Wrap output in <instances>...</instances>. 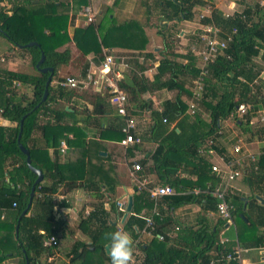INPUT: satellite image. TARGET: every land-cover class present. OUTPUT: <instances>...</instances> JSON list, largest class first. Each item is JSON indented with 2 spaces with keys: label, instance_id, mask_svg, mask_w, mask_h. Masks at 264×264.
I'll return each instance as SVG.
<instances>
[{
  "label": "trees",
  "instance_id": "16d2710c",
  "mask_svg": "<svg viewBox=\"0 0 264 264\" xmlns=\"http://www.w3.org/2000/svg\"><path fill=\"white\" fill-rule=\"evenodd\" d=\"M89 1L0 0V35L11 45L22 49L23 55L28 57L36 70L35 74H30L0 66V117L13 124L8 127L0 125V166L6 159H10L13 166L8 171L10 181L0 186V223H8L13 233L11 239L15 242V249L12 254L18 255V264H40L31 255V251L45 248L47 253L52 255L54 244L50 237L58 241L69 229L63 219L55 218L53 210L59 203L52 195L57 192L59 185L60 192L66 193L84 183L82 180L64 179L62 171L65 167L78 172V176L82 169L59 162L60 142L63 140L67 146H77L85 142L88 146L87 152L91 155L92 146L97 150L101 145L100 142H87V139L85 141L88 135L86 126L98 130L100 138L108 131L115 132L117 139L123 136L121 127L125 121L120 125L107 123V116L114 117L119 114L109 102L106 92L90 87L66 88L58 83L64 79V76L58 75V70L71 62L68 42L73 41L82 56L92 53L96 64L104 57V50L108 53L117 45L137 50L142 55L141 62L135 56L136 61L129 68L128 74L119 80V87L127 95V116H130L135 108L150 110L151 124L148 134L156 142V146L150 156L151 164L148 169L156 174L162 184H169L175 190L206 188L205 182H209L210 187L216 184L217 173L211 170L209 160L200 151L206 146L211 147L228 161L231 160L225 145L218 146L215 143L214 133L221 128L223 120L235 113L236 106L240 103L247 104L249 109L242 116L235 117L234 123L243 132H248V139H251L253 134L264 137V127L257 129L256 125L250 122L251 111L255 112L264 103V79L258 78L262 67L252 60V56L257 54L259 49L264 50V0L262 5H245L241 12H235L230 17L222 16L214 7L213 0H148L143 22L133 17H125L118 22L111 15L109 8L101 7L93 22L77 26L69 34L68 25L72 17L78 11L81 12V6ZM207 4L212 8L211 13L198 19L199 22L217 26L222 37L231 34L233 28H236L237 32L232 34V39L228 41L223 52L209 64L201 100L195 112L190 114L180 94L191 95L185 87V82L187 78V81H192L198 74V57L196 59V56L186 53L184 55L187 56V61L178 62L174 57L180 55L174 51L173 38L162 36V55L158 60L156 73L150 80L144 71L149 67L146 60H154V57L152 53L144 51L147 38L143 25L148 23L150 15L160 16L167 21L190 19L196 6L203 8ZM196 39L197 42L200 41L199 37ZM31 41L37 44L26 45ZM41 54L44 59L39 67H52V72H40L36 68ZM89 66L90 60L84 58L80 73L83 75ZM49 75L51 79L46 86L47 95L42 100ZM240 77L245 81H241ZM16 82L28 86L31 94H19ZM161 88L176 90V93L163 101L160 110L152 109V100L146 99L144 94ZM72 99L89 103L91 108L88 109L87 105H84L78 109L72 104ZM65 105L72 110L66 109ZM77 114L84 117L77 118ZM204 114H207V119ZM117 115L116 117L120 118ZM69 119L71 121L68 123ZM172 122L174 125L170 127ZM20 131L19 142L29 150L32 166L39 168L43 173V180L34 186L29 207V193L36 174L27 165L25 154L18 146ZM37 131L41 135L39 138L34 136ZM210 140L213 144L209 146ZM38 141L43 143L42 146H38ZM49 148H52V154L49 153ZM144 162L145 160L142 164ZM183 165L189 166L187 172L194 175L195 180L184 181L171 175ZM243 168L246 173L245 182L251 188V199L244 209L241 196H231V218L237 233L244 230L256 231L260 239L259 231L264 226V205L255 202V195L260 194L264 198V150L255 155V159L245 160ZM137 190L133 193L132 214L123 225L104 220L93 225L92 229L89 226L90 244L75 242L70 250L71 254L78 258L83 255L84 258L85 253L92 250L101 253L103 259L110 264L109 252L105 249V245L110 244L108 234L120 230L127 232L133 246L141 251V262L137 264H238L237 260L225 259L226 254L233 253L235 243L229 239L220 241L219 232L226 222L221 218L218 219L220 227L214 230H210L206 223L198 227H179L176 231V242L179 245L183 243L185 249L166 246L165 236L162 235L163 239H159L161 233L158 227L155 231L158 236H153L149 241H140L136 228L144 229L145 223L140 209L150 210L153 201L149 198L147 188ZM188 196H199L197 198L207 202L211 209L216 208L215 199H212L214 197L209 193L194 194L190 191ZM110 209H114L113 203ZM104 213L107 215L106 211ZM91 216L90 213L85 217L80 226L92 225L88 221ZM153 219L158 221V216L154 215ZM161 220L163 221L164 217ZM42 222L49 223L44 234L37 231ZM17 224L18 231L15 232ZM67 232H71V228ZM186 253H189V256ZM4 257L5 254L0 252V260Z\"/></svg>",
  "mask_w": 264,
  "mask_h": 264
},
{
  "label": "crops",
  "instance_id": "0c3cea01",
  "mask_svg": "<svg viewBox=\"0 0 264 264\" xmlns=\"http://www.w3.org/2000/svg\"><path fill=\"white\" fill-rule=\"evenodd\" d=\"M147 1L148 0H90L95 10L98 7L97 11H99L102 6L109 8V10L112 11L111 15H113L118 22L124 20L125 17H133L143 22V19L146 16ZM213 2L214 7H216V9L220 13L228 14V17L233 15L235 12H241L245 5H251L253 3H259V5L263 4V0H213ZM195 8L198 10H202V8H200L199 6H196ZM195 8L194 13L196 11ZM194 13L190 19H173L169 21L163 20L160 16H156L161 21V23L164 24V26L161 28L157 27V30L154 29V27L150 26L151 24H153L154 17V15H150L148 18V23L143 25L144 34L147 38V43L144 51H146V53H152L154 57V60H152L151 58H148L146 60V64H148L149 67L144 71V74L150 80L153 79L156 73V66L158 65V60L162 55L160 51L163 50V40H158L157 37L154 36V34H159L161 38L162 36L163 38H167L169 36H171V38L175 37V39H173L175 44L174 51L176 53H179L180 56L173 57L178 62L187 61V56L184 55L186 53L196 56L197 59L198 52L203 48V42L201 49L198 51L197 48H199V45L196 48V45L198 43L196 44L197 39L192 35L194 33V30L191 28H194V26L198 24L199 30L202 33L204 24L201 22L196 23V17H194ZM82 18L85 20L80 11L74 14L75 23L81 22ZM198 19L199 18H197V20ZM169 22H173L174 24L169 25ZM184 26H187L190 29H184ZM176 29H178L179 31H176ZM190 34L191 37L189 38ZM185 35H188L187 38H185ZM200 35L199 40L201 42L202 40L200 38ZM70 51L71 62L67 66L60 67V69L58 70V75L60 76H63V73H66L68 71H70L69 73H71V71H74L75 75H79L81 74L80 66L84 63V58L93 61L92 53L82 56V54H80L78 50L76 52H72V49H70ZM104 52L106 53V50H104L103 53ZM108 53L122 55L127 58L128 67H121L122 77L128 74L129 68L132 66L133 62L136 61V57L140 62L142 58V55H140V52H138L137 50L119 45L112 47L111 51H109ZM23 54L24 53L22 49L11 45L7 42V40L0 37L1 67H7L9 69L35 74L36 70L31 65L28 57L26 58ZM74 59L75 63H72ZM252 60L257 65L262 67L258 78L264 79V50L259 49L257 54L252 56ZM187 80L188 78L186 79L185 87L191 92L190 81ZM16 86L19 87V94H31V89L28 88V86L20 85L18 82H16ZM262 89L264 91V85ZM175 93L176 90H167L165 88H161L154 89L151 92H146L144 94V97L146 99L152 100V109L154 108L156 110H160L163 101L165 99L173 97ZM180 95L182 97L181 99H183V101L188 106V100L190 96L186 94ZM72 104L78 109L83 108L84 105H87L86 107L88 109L91 108V105L89 103H86L79 99H72ZM260 106L261 107L258 108V110H256L255 112L253 110L251 111L253 119H256L260 113H263L262 110H264V103ZM65 108L70 111L72 110L68 108V105H65ZM116 115H114V117L107 116V123L120 125L121 122L125 121V119H122L123 117L121 115H117L120 118L116 117ZM130 115L135 120V128L133 129V132L140 138V142L135 143L136 145H133L134 143L128 145L121 144L119 142L121 138L117 139L115 137L116 133L113 131L106 132V135L100 138L97 132L98 130L90 126H86L88 135L85 138V141L86 139L87 142L96 141L100 142L101 145V148H97V150L95 146H92V148L90 149L91 155H89V153L87 152L88 146L85 142H82L77 146H67V144L63 140L60 142L59 162L63 165L68 164L71 167L82 169L79 171L80 176H78V172L65 167L62 171L64 179L67 181L82 180V183H84V185L76 186L66 193L60 192L61 185H59L57 192L52 195L56 199V202L59 203V205H55L53 210L55 218L63 219L69 226V229L71 228V232H67L69 230L67 229L63 236L58 239L57 244L54 245L52 255H49L45 248L31 251V255L40 264H108V262L103 259L104 256L101 253L92 252V250H88L91 252H86L84 258L83 255L79 256V258L76 255L73 256V254H71L70 252L72 245L77 241H82L86 244H90L91 238L89 235L88 227L90 226V229H92L94 227L93 225H97L100 221L106 220L107 222H118L119 226L123 225L128 216L132 214V205L131 211L128 212L126 217L121 221L125 211L121 212L120 210H118L117 202L123 201L127 204L129 196H131V198L133 199V193L136 192L137 183L140 179H144L147 181V188L148 186L163 185L156 174L153 172H149L148 169V165L151 164L150 156L156 146V142L151 139L150 135L148 134L149 125L151 124L150 110L139 107L138 109H133ZM242 115L243 114H238L235 112L234 114L232 113L227 119L223 120L221 123V128L214 133V137L216 139V142H214L218 146L225 145V150L231 157V160H233L235 157H241L243 160L241 168L243 170L244 161L250 160L249 157H247L248 154L258 155L262 150H264V137L262 135L258 136L257 134H253L252 138L248 139V132H243L234 123L235 117H240ZM76 116L77 118L84 117L80 114H77ZM70 121L71 120L69 119L68 123ZM79 124L81 123L79 122ZM0 125L8 127L13 124L9 120L0 117ZM173 125L174 122L170 124V127H172ZM256 127L257 129H261L263 126L256 125ZM238 134L243 135L244 140L238 137ZM35 135L36 138H39L41 136L38 131L34 134V136ZM70 135L71 133L69 134V136ZM234 138L236 139L234 140ZM237 139H241L242 141L241 153H236L232 150V145L237 141ZM229 141H232L231 144L229 143ZM39 142L40 141H38V146H42L43 143ZM62 144H64L63 150ZM213 151L214 152L212 154L205 153V156L207 157L211 165L217 164L221 168L220 175L223 176V169H226V165L225 163H223L220 157L225 156L216 152L214 148ZM49 153L52 154V148H49ZM143 160H145V162L142 164ZM135 164H140L141 168L138 169L139 171H133L132 168ZM97 166L99 167L98 169L96 168ZM12 167L13 166L10 159H6V161L3 162V165L0 166V186L10 181V175L8 174V171H10ZM188 167L189 166L183 165L179 170L173 171L171 175L176 176L180 179H184V181H193L196 178L194 175H190L187 172ZM133 172L135 176L131 175V173ZM245 175L246 173L242 172L240 176H238L234 181L231 182V191L229 193V197H233L235 195L241 196V198L243 199V204L245 203V206L243 205L244 209L247 207L252 194L251 188L245 182ZM222 176H219L217 174L218 180L215 185H218L222 181ZM92 180H94L95 183H90V181ZM205 185L206 187H210L209 182H205ZM172 189L173 191L170 194L161 195L156 200L151 198L149 195V198L153 201V206L150 210L141 208L140 213L142 216H152L153 233L152 235H148L142 230L143 228H140V230L139 228H136V233H138V239H140V241H149L153 236L159 235L155 232L156 228L158 227V230H160L161 233L160 236H165L166 246H169L173 249H179V247L185 249L183 247V243L179 245V243L176 242V231L179 227H198L206 223V225L209 226L210 230H214L216 229V227H220L218 219H220L221 217L216 212V208L215 210L211 209L207 205V202L200 201L197 198L199 196L190 198L188 196V192L192 191L193 189L175 190L174 187H172ZM256 195H259L263 198V196L260 194ZM212 199H215L214 203L216 207L217 200L216 198ZM255 202L257 204L264 205V203L261 204L256 198ZM111 203L114 204L113 210L110 209ZM104 211L107 212V215L104 213ZM90 213L92 214V216L88 221L92 225L86 224V226L81 227V221ZM154 215L158 216V221L156 222L153 219ZM162 217H164L163 221L161 220ZM0 218H2V216ZM159 220L162 222H160ZM233 222L234 221L232 219L230 222L226 221L224 226L220 229V241H225L226 239L234 241L235 247L233 249L239 250V260L237 261L238 264H264V226L259 231L261 232V236L259 239L257 237L258 234L256 231L244 230L241 233H237L236 227ZM48 226V222H42L37 227V231L44 234ZM16 228L15 232L18 231V224L16 225ZM228 228H232L233 232L227 234ZM163 236L159 239H163ZM11 238H13V233L9 229V224L6 222L0 223V252L5 254V257L0 260V264H18V255L12 254V251L15 249V242L14 240L12 242ZM137 241L138 240H135V242ZM89 249L91 248L89 247ZM108 249H106L107 252ZM188 254L186 253L187 256H189ZM212 254L214 256V253ZM139 262H141V251L136 246H133L132 264H137ZM211 262H213V260H211Z\"/></svg>",
  "mask_w": 264,
  "mask_h": 264
},
{
  "label": "built area",
  "instance_id": "2783aa9c",
  "mask_svg": "<svg viewBox=\"0 0 264 264\" xmlns=\"http://www.w3.org/2000/svg\"><path fill=\"white\" fill-rule=\"evenodd\" d=\"M211 6L205 5L199 14V19L204 16H209L211 13ZM81 15L85 18V23L93 22L97 11L93 8L91 2L83 5L81 9ZM224 17H228V14H222ZM237 32L236 28L232 29V33L227 34L222 37L220 29L212 24H204L202 28V33L200 38L203 42V48L198 52V61L196 67L198 68V74L192 80L191 95L188 100V113L193 114L198 107V103L201 100L204 87H205V77L208 75V66L212 63L215 58L220 55L223 50L227 47L228 41L232 39V34ZM121 67H128L127 58L122 55L105 53L104 57L100 60L98 64L90 60V66L88 70L82 75H65L64 79L58 81V83L66 88L72 89H82V88H93L96 90H102L108 94L109 102L114 105L116 112L123 116L125 119V124L121 127L123 136L120 139V143L123 145L139 143L140 138L136 136L133 132L135 128V120L130 115L127 116V95L119 87V80L122 78ZM241 81H245L240 77ZM249 109V106L245 103H240L236 106V113L244 114ZM250 122L255 125H261L264 127V112L260 113L256 119H251ZM213 141L210 140L208 145H212ZM64 144H62L63 150ZM207 149V150H205ZM232 150L236 153H241L242 151V141L237 139V141L232 145ZM201 153L212 154L213 148L204 147L201 149ZM247 157L250 159H255V155L248 154ZM220 159L225 163L226 169H223V176L220 175L221 168L217 164H212L211 169L216 172L219 176H222V181L213 187L206 188H195L191 192L198 194L200 192L209 193L212 197L216 198V212L221 217V219L230 222L231 221V210L233 205L227 201V196L230 193L231 182L234 181L238 176L244 172L242 170V158L235 157L233 160H226L225 157H220ZM140 164L133 165V171L140 169ZM135 176L134 172L131 173ZM140 179V178H139ZM147 181L140 179L137 183V189L147 188ZM149 195L153 199H157L159 196L164 194H170L173 189L169 184L148 186ZM126 203L123 201L117 202V208L121 212L125 211ZM145 220V226L143 231L148 235H152L153 231V220L152 216L141 215ZM162 238V236H159ZM50 241L55 245L57 241L51 236ZM226 261L239 260V250L236 249L233 253H228L225 255Z\"/></svg>",
  "mask_w": 264,
  "mask_h": 264
},
{
  "label": "water",
  "instance_id": "95a60500",
  "mask_svg": "<svg viewBox=\"0 0 264 264\" xmlns=\"http://www.w3.org/2000/svg\"><path fill=\"white\" fill-rule=\"evenodd\" d=\"M32 44H37V43L34 42V41H31V42L27 43L26 45H32ZM20 46H21V45H20ZM43 59H44V55L41 54L40 59L36 62V65H35L36 68H37L39 71H41V72H46V71H50V72H52V70H53L52 67H48V66H45V67H39V65L42 63ZM50 79H51V75H49V76L47 77V81H46V83H45V89H44V92H43V95H42V100L45 99V97H46V95H47V88H46V86H47V84L50 82ZM21 126H22V121L20 122V130H21ZM20 133H21V131L19 132V135H18V138H17V140H18V146H19L20 150L25 154V158H26V163H27V165H28L29 168H30V169L36 174L35 181H34L32 187H31V190H30V193H29V200H28V204H27V207H29V205H30V203H31V200H32L33 192H34V186H35L37 183H39V182L42 181V179H43V174H42V171H41L39 168H36V167H33V166H32V164H31V158H30V154H29V150H28L26 147H24V146L19 142ZM255 198H256L261 204L264 203V199H263L261 196H259V195H255ZM244 204H245V203H244ZM244 204H243V205H244ZM131 205H132V198H131V196H129V197H128V202H127V204H126V209H125V212H124V214H123V216H122L121 221L126 217V215L128 214V212L131 211ZM244 206H245V205H244ZM24 212H25V210H24L22 213H24ZM16 230H17V228H16ZM105 247H106V249H108V248H109V244H107Z\"/></svg>",
  "mask_w": 264,
  "mask_h": 264
},
{
  "label": "clouds",
  "instance_id": "9594fccd",
  "mask_svg": "<svg viewBox=\"0 0 264 264\" xmlns=\"http://www.w3.org/2000/svg\"><path fill=\"white\" fill-rule=\"evenodd\" d=\"M110 264H132L133 244L130 236L123 231L108 234Z\"/></svg>",
  "mask_w": 264,
  "mask_h": 264
},
{
  "label": "rangeland",
  "instance_id": "374dc122",
  "mask_svg": "<svg viewBox=\"0 0 264 264\" xmlns=\"http://www.w3.org/2000/svg\"><path fill=\"white\" fill-rule=\"evenodd\" d=\"M103 8H105V6H102V9ZM97 9H98V7H97ZM97 9H96V11H97ZM201 11L202 10H197L196 9V11H195V13H194V17H196V23H198L199 21L197 20V18H199V14L201 13ZM98 12V11H97ZM96 17H97V15H96ZM96 19V18H95ZM84 19L82 18V21L81 22H78V23H75L74 22V16L72 17V19H71V21H70V24L68 25V32H69V34H71L72 33V31H73V29L75 28V27H77V26H84L86 23H85V20L83 21ZM174 23L173 22H169V25H173ZM150 26H152V27H154V29H156L157 27H159V28H161V27H163L164 26V24H162L161 23V21L156 17V16H154L153 17V24H151ZM185 28L184 29H190V28H188L187 26H184ZM197 27V28H196ZM180 29V28H179ZM191 29H193L194 30V33L192 34L194 37H199V35H200V30H199V27H198V24H196L195 26H194V28H191ZM157 30V29H156ZM176 31H179L178 29H176ZM191 33V32H190ZM187 34H189V33H187ZM154 36H156L157 37V39L158 40H161L162 38H161V36L159 35V34H157V35H155L154 34ZM187 36L188 35H185V38H187ZM0 37H2L1 35H0ZM177 37V36H176ZM191 37V34L189 35V38ZM3 38V37H2ZM178 38V37H177ZM173 39H175V37L173 38ZM198 43V44H197ZM160 44H161V42H160ZM196 48L198 47V45H199V48H197V50L199 51L200 49H201V47H202V43L199 41V42H197L196 41ZM4 45H5V42H4ZM67 47H69V49H72V52H76L78 49L77 48H75V44H74V42L73 41H70V42H68V44H67ZM195 48V49H196ZM197 51V52H198ZM72 63H75V59L73 60V62ZM71 67V66H70ZM71 69V68H70ZM70 71H68V72H64L63 73V76H65V75H70V73H69ZM71 74H75L74 73V71H71ZM192 86V81H190V87ZM261 106H259V108H260ZM262 112H264V110H262ZM204 117H206L207 118V115L206 114H204ZM236 129V128H235ZM238 137H240L242 140H244V137H243V135H241V134H238ZM236 138H234V140H235ZM232 142V141H231ZM231 142L229 141V143L231 144ZM230 195L228 194V196H227V201L230 203V204H232L231 203V198L229 197ZM227 231V230H226ZM233 231H232V228H228V231H227V234L229 233H232Z\"/></svg>",
  "mask_w": 264,
  "mask_h": 264
}]
</instances>
